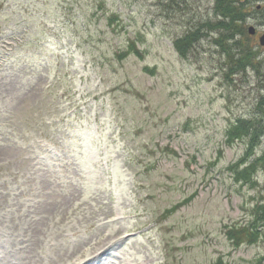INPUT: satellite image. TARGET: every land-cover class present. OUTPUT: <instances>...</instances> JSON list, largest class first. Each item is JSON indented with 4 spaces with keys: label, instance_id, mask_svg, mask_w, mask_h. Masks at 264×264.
<instances>
[{
    "label": "rangeland",
    "instance_id": "1",
    "mask_svg": "<svg viewBox=\"0 0 264 264\" xmlns=\"http://www.w3.org/2000/svg\"><path fill=\"white\" fill-rule=\"evenodd\" d=\"M169 3L0 0V264L36 226L37 264L264 257V229L252 245L227 235L264 203V166L254 186L236 184L228 167L247 141L225 144L263 103L264 0L243 3L258 69L245 72L229 70L216 31L174 50L216 20L213 0ZM131 44L143 57L120 61Z\"/></svg>",
    "mask_w": 264,
    "mask_h": 264
},
{
    "label": "trees",
    "instance_id": "2",
    "mask_svg": "<svg viewBox=\"0 0 264 264\" xmlns=\"http://www.w3.org/2000/svg\"><path fill=\"white\" fill-rule=\"evenodd\" d=\"M175 2V0H159ZM249 0H247L248 2ZM167 3V2H166ZM213 15L216 17L214 22L200 23L197 28L190 30L182 36L173 40L174 50L182 57H186L190 52V48L195 43L201 40L202 37L208 33L216 31L218 37L214 40L222 53H225L227 60H229V70L232 72H245L246 68H251L257 71V64H255L256 54L253 48L248 45V40L251 39L245 28L243 22L245 21V13L242 12L244 4H237L235 0H213ZM257 9V7H256ZM257 13H262L264 8L260 7ZM116 15H110L106 18L108 26L118 22ZM204 30H207L206 32ZM249 36V37H248ZM242 37V38H241ZM130 54L142 58V53L135 48L133 44L125 52H119L117 58L122 61ZM152 73V72H150ZM262 104L256 106L254 114L244 117H238L237 120L231 124L225 133V144L231 145L238 139H245L246 151L239 160L231 164L228 168L231 172L232 179L238 185L254 186L255 174L261 166H264V151L261 155L255 156L256 149L260 146L261 139L264 136L263 112L261 105L264 106V98H261ZM193 198V197H192ZM192 198H187L182 203L189 202ZM182 203L179 204L182 205ZM264 229V203L255 204L252 208V213L247 223L242 225L239 229H231L227 231L229 240H232L235 246L248 243L252 245L263 235ZM257 264L264 263V257L260 258ZM212 264H226L222 258L216 260Z\"/></svg>",
    "mask_w": 264,
    "mask_h": 264
},
{
    "label": "bare ground",
    "instance_id": "3",
    "mask_svg": "<svg viewBox=\"0 0 264 264\" xmlns=\"http://www.w3.org/2000/svg\"><path fill=\"white\" fill-rule=\"evenodd\" d=\"M40 232L37 230V226L34 229H31V232L27 236L26 240L23 238L17 241L18 244L22 245L21 248H17L14 251H11L10 254H16L17 258L15 262L7 261L6 264H37L35 261V251L38 248L37 236ZM131 234V233H127ZM104 246V245H103ZM69 255V254H68ZM67 255V256H68ZM70 264H77L76 262H71Z\"/></svg>",
    "mask_w": 264,
    "mask_h": 264
},
{
    "label": "water",
    "instance_id": "4",
    "mask_svg": "<svg viewBox=\"0 0 264 264\" xmlns=\"http://www.w3.org/2000/svg\"><path fill=\"white\" fill-rule=\"evenodd\" d=\"M246 0H235V2L237 4H243ZM257 9H260V6H257ZM247 33L248 35L250 36H253L255 34V27H249L248 30H247ZM258 45L260 47H263L264 48V34L263 35H260L258 36Z\"/></svg>",
    "mask_w": 264,
    "mask_h": 264
}]
</instances>
